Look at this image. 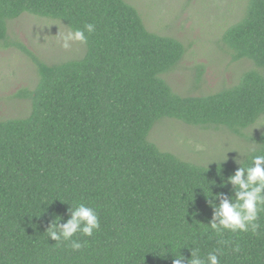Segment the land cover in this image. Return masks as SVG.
<instances>
[{
    "label": "trees",
    "instance_id": "16d2710c",
    "mask_svg": "<svg viewBox=\"0 0 264 264\" xmlns=\"http://www.w3.org/2000/svg\"><path fill=\"white\" fill-rule=\"evenodd\" d=\"M24 13L95 31L85 32L84 56L55 64L13 43L35 61L39 82L18 93L31 100L29 115L0 120V264H172L179 251L187 264L191 249L202 257L220 249L221 264H264V214L257 233L218 235L207 223L220 200L206 196H234L222 182L264 155V131L240 164L200 165L149 139L163 117L235 133L264 117V0H250L222 39L233 60L255 67L196 96L163 77L183 59L184 43L150 30L126 0H0V42ZM79 203L95 208L100 229L77 233L85 243L73 250L47 229Z\"/></svg>",
    "mask_w": 264,
    "mask_h": 264
},
{
    "label": "rangeland",
    "instance_id": "374dc122",
    "mask_svg": "<svg viewBox=\"0 0 264 264\" xmlns=\"http://www.w3.org/2000/svg\"><path fill=\"white\" fill-rule=\"evenodd\" d=\"M126 1L138 8L150 30L184 43L183 59L163 74L175 92L194 96L214 93L236 84L244 71L255 67L248 59L233 60L222 40L227 28L245 16L250 0ZM68 31L71 28L61 20L30 13L9 20L8 43L0 42V120L29 115L32 102L18 93L34 89L39 82L35 61L13 43L25 44L50 64L81 58L85 43L71 41V47H62V37ZM263 131L264 117L241 133L163 117L154 124L149 139L183 160L211 165L242 162L258 147Z\"/></svg>",
    "mask_w": 264,
    "mask_h": 264
},
{
    "label": "clouds",
    "instance_id": "9594fccd",
    "mask_svg": "<svg viewBox=\"0 0 264 264\" xmlns=\"http://www.w3.org/2000/svg\"><path fill=\"white\" fill-rule=\"evenodd\" d=\"M94 31L95 25L91 23L85 24L83 29L68 31L62 37V47H71V41L85 43L87 41L85 32L91 34ZM229 183L234 187V196L213 193L212 189L211 195H206L212 204L216 199L220 200L219 205L214 207L213 219L207 225L218 235H222L225 230L231 233L249 231L257 233L261 228L259 218L261 214H264V155L252 156L251 164L239 167L234 174L223 180L222 186ZM70 211L71 219L66 223H60V219L56 218V221L47 229V234L52 240L70 242L73 250H80L85 242L73 237L77 233L92 237L94 232L100 229V217L95 208L85 203L72 206ZM233 251H240L238 244ZM167 252L164 251L160 255L165 256ZM174 254L172 264H185L186 257L182 251L174 252ZM187 264H221L220 249L209 252L206 257H202L198 250L191 249V257L187 258Z\"/></svg>",
    "mask_w": 264,
    "mask_h": 264
}]
</instances>
